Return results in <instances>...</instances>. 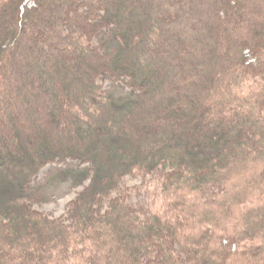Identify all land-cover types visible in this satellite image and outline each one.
I'll return each mask as SVG.
<instances>
[{"label": "trees", "instance_id": "16d2710c", "mask_svg": "<svg viewBox=\"0 0 264 264\" xmlns=\"http://www.w3.org/2000/svg\"><path fill=\"white\" fill-rule=\"evenodd\" d=\"M0 264H264V0H0Z\"/></svg>", "mask_w": 264, "mask_h": 264}, {"label": "rangeland", "instance_id": "374dc122", "mask_svg": "<svg viewBox=\"0 0 264 264\" xmlns=\"http://www.w3.org/2000/svg\"><path fill=\"white\" fill-rule=\"evenodd\" d=\"M106 90L110 84L105 83ZM49 167L45 168L39 175L38 181H43ZM163 173H156L149 177L132 175L125 178L116 193L122 196L126 204L134 211L145 218L151 214H164L167 201L161 195V182L165 180ZM88 186V183L80 188L72 189L68 184L60 185L53 194V197L40 204L32 205L33 210L43 213L52 218L65 216L69 204Z\"/></svg>", "mask_w": 264, "mask_h": 264}]
</instances>
